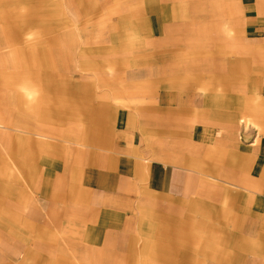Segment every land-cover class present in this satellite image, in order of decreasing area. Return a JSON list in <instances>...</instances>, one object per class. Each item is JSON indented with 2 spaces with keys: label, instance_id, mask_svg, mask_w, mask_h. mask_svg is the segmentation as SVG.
Instances as JSON below:
<instances>
[{
  "label": "crops",
  "instance_id": "obj_1",
  "mask_svg": "<svg viewBox=\"0 0 264 264\" xmlns=\"http://www.w3.org/2000/svg\"><path fill=\"white\" fill-rule=\"evenodd\" d=\"M0 264H264V0H0Z\"/></svg>",
  "mask_w": 264,
  "mask_h": 264
}]
</instances>
